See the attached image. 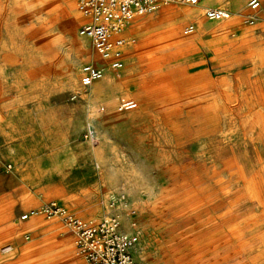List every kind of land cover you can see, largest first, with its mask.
Wrapping results in <instances>:
<instances>
[{
    "label": "rangeland",
    "instance_id": "obj_1",
    "mask_svg": "<svg viewBox=\"0 0 264 264\" xmlns=\"http://www.w3.org/2000/svg\"><path fill=\"white\" fill-rule=\"evenodd\" d=\"M19 1L24 0H0V48L3 45L6 52L10 51L8 59L0 51V264H87L78 253L73 232L60 219L40 214L43 207L53 203L76 217L96 222L114 214L110 210L123 203L134 230L129 236L136 264H198L206 258L207 249L199 253L190 249L182 235L197 223L231 211L238 213L224 221L243 226L247 242L252 241L258 233L255 224L264 221V216L259 215L260 204L248 192L250 185L233 177L232 172L245 154L246 163L259 174L253 177L252 191L264 203V74H235L215 61L208 49L195 45L183 48L178 57L184 59V65L186 59L194 58L196 66L206 73L204 83L191 87L185 79L172 80L168 87L166 82L151 84L154 78L148 73L149 62L159 58L163 50L152 45L157 39L147 35L150 32L132 30L124 69L107 70L114 81L117 76L115 88L101 94L97 89L102 80L94 84L96 92L91 93L81 86V68L87 64L105 66L101 59L95 62L99 58L91 43L83 42L84 50L74 71L75 48L62 23L55 21L48 30L54 46L45 62L41 35L36 44L18 32L20 26H28L27 11L18 10ZM72 1L79 13L77 1ZM250 1L242 7L238 25H244L245 16L257 20L264 14L261 0L263 9L258 12L250 10ZM51 2L57 10L62 5L61 0ZM237 4L231 20L241 5ZM180 9L199 14L198 9L181 5L162 10ZM148 14L135 21L147 26L159 24L161 15ZM69 17L78 34L82 16ZM201 19L207 22L202 11ZM187 26L196 28L193 22L180 23L177 31L182 37H187ZM205 39L203 42L211 38ZM236 44H229L226 51L241 42ZM246 53L239 51L236 55ZM48 65L49 72L43 71ZM194 71L189 68L185 75ZM72 72L75 76L69 78ZM147 88L155 91L154 100H144ZM205 93L211 94L216 108L212 118H206L201 101L195 99ZM167 95L176 96V102L164 101ZM113 98L117 99L114 103ZM234 98L238 101H232ZM248 98L252 103L245 104ZM122 99L137 101L138 108L132 111L136 117L127 116V109L119 111L124 106L119 105ZM91 105L101 114L113 111L109 123L96 121ZM175 105L181 112L167 116L164 109ZM171 122L183 129L179 134L184 142L178 148L173 144L176 135L168 127ZM99 147L102 159L95 153ZM194 181H198L197 186L212 188L209 193H214V198L209 196L212 204L191 211L196 202L185 201V196L196 187ZM105 195L109 196L106 205ZM31 212L39 214L23 221V216ZM121 224L126 233L122 220ZM219 226L216 228H224ZM222 237L210 247L219 251L218 259L235 250H225L220 244ZM233 261L229 264H238Z\"/></svg>",
    "mask_w": 264,
    "mask_h": 264
},
{
    "label": "bare ground",
    "instance_id": "obj_2",
    "mask_svg": "<svg viewBox=\"0 0 264 264\" xmlns=\"http://www.w3.org/2000/svg\"><path fill=\"white\" fill-rule=\"evenodd\" d=\"M54 2H51V0H35V2L34 1L33 2H30L28 0L27 1H25V0L24 1H19L17 3L18 10L20 12L27 11V13H26L27 14L26 19L28 21L27 22L28 26L25 27V28H21V26H20L18 28V32L22 33V37H24L25 39H29V40L35 41L36 44H37V41H38V39H39V37L41 35L42 42H43L42 44H44L45 51H46L45 52V55H43V58H44L45 62H48L49 61V52H51V50H52V48L54 46L53 37H51V35L48 32L49 26L53 22H55V21H58L59 23L61 22L62 23V27H63L65 33L67 32L68 36H70L71 42H72V44H73V46L75 48L76 56L74 57V59L72 61V68L74 70L77 67L78 62L80 60V58H78V57L80 55H82V53H83V50H84V43L83 42L86 39L85 38H82L79 35V33L77 34V32L75 30V24L72 21L69 20V18H70L69 16L70 15L79 16V14L81 15V13H80V11H79L78 8L77 9H78V12L79 13L75 12V5H74V3H73L72 0H61L62 5H61L60 8H58V10L55 9ZM245 2L243 4V6L245 5ZM250 3H251V1L249 2V5H250ZM30 5H32V7L31 8H27ZM159 12H160V9L156 13L159 14ZM42 14H43V16H42ZM239 14L240 15H243L241 11L239 12ZM189 15H191V13ZM192 16L195 17L196 14L195 13H192L191 17ZM245 20H246V23L249 26H254V25L255 26H258L259 20H256L254 18V16H245ZM208 21H210V20H208ZM222 21L223 20H221V21H212V22H222ZM136 23L137 22L135 21L134 22V25ZM173 26H174V24H173ZM194 28H195V26H194ZM194 31H195V29H194ZM261 36H263V35H261ZM174 38H175V40L178 39V37L176 35H174ZM86 41H88V40H86ZM258 41H262V40H258ZM14 49H16V46L15 45L12 46V50H14ZM6 50H7V47L2 45V47L0 48V51H2L3 53H6L7 55H6L5 58L8 59V56L10 54L7 53V52H10V51H7L6 52ZM228 53H231V52H228ZM94 54H96V53L94 52ZM225 55H226V53H225ZM71 56H72V54H71ZM229 56H233V53H232V55H229ZM259 57H261L260 59H264V46L262 47V51L259 54ZM98 58H99V56H98ZM95 60H97L95 62H99L100 61V58L99 59H95ZM256 60H258V59H256ZM162 61H164V60H162ZM49 70H50L49 65L48 66H45L44 69H43V71H45V72H49ZM70 76L72 78H74L75 72L70 73L69 78H70ZM45 77L48 78V74L45 73ZM102 80H104V81L99 84L100 85V88L97 89V91L101 90L102 91L101 94H102L103 92H105L107 90L111 91V90L114 89L113 86H112L114 84V79L110 75V73L108 74L106 72V74L104 75V77L101 80L97 81V82H100ZM97 82H95V83H97ZM94 84L89 88L91 93L96 92L95 90H96V86L97 85H94ZM152 97H154V96H152ZM199 97L200 96H197V97H195V99L197 101H199V100L201 101V104H202L201 110H203L202 111L203 114H205V116H207L206 118H212L213 115H214V112L216 111V108L212 104L213 103V99H211V95L204 94V95H202L201 98H199ZM203 99H205V100H203ZM116 100L117 99L113 98V100L111 102L114 103ZM90 108H91V116L96 121H98L99 123H102L103 125L109 123L112 115L114 114L113 111H111V110H109L106 114H101L100 113L101 110L99 108H97L95 105H91ZM180 110L181 109L176 108L175 106L174 107H167L165 109V114L167 116L179 114L181 112ZM126 115L127 116H130V117H133V118L136 117V114L133 113V112H126ZM209 121L207 122V124L211 123ZM179 125L176 122H171L169 124V126H168L169 129H170V131L172 133H174V135H176V138L174 140L175 143H173L175 148H178V147L182 146L183 145V142H184L182 140L180 134H179V130L182 129V128H179ZM210 126H212V125H210ZM183 128H184V126H183ZM207 131H205V132H207ZM201 133L204 135L203 132H201ZM255 140H260V139H252V141H255ZM158 141H160V140H158ZM95 153L97 154L96 156L99 159H102V157H101V155H102V149H101V147L97 148L95 150ZM246 160H247V156L244 154L240 158V162L238 160V163L239 164L235 168V170L232 172V176L235 177V178H237V179H239V180H241V181H244L245 183L247 182L250 185L249 188L251 187V189H249L248 192L250 193L251 197L253 198L252 200H254V202H257V203L260 204L259 206L261 207L262 214H259V215H261L263 217L264 216V203L252 191L253 190L252 188H253V185H254L253 177L255 175L258 176L259 174H256L255 170L248 163H246L247 162ZM194 184H195L196 187L194 189H192V190H189V193H187L186 196H185L186 197L185 201H187V202L188 201L189 202H191V201L194 202L195 201L196 202L195 205L192 206L191 211L192 210L193 211L194 210H199V208H201L202 205H204V204H207V205L208 204L209 205L212 204L211 202L213 201V199H211L210 197H213L214 198V193L213 194L212 193H209V191L212 188L203 187V186H197L198 185V181H194ZM168 185H170V183ZM109 186H111V185L109 184ZM111 198H113V197H111ZM108 199H109V196L108 195H105L104 196V200H105V203L104 204L105 205H106V202L108 201ZM112 200H118L119 201L118 198H113ZM113 207H114V205L111 208H113ZM109 213H114V214L118 215L119 218H120V220L123 221V230L128 235H132V236L134 235V230L129 226L128 208L125 207V206H123V203H120V205L118 207H116L115 209L110 210ZM236 213H238V212H232L231 211V212L224 213V215L222 217H220V218H217V217L209 218L205 222L195 224L186 234L182 235L183 240L184 241H187L186 244L188 243L187 244L188 246L191 245V248L190 249H193L194 251H196L198 253L201 251V249H203V250H205V248L207 249V252L205 254V257L206 258H203V259L198 260V264H211V263L213 264V261L215 262V264H229V263H232L233 260H234L233 262H236L238 264H247L248 262H249V264H264V221L262 220V222L260 221V222H257V224H255V229H256V231L258 233H257L256 236H254V239L252 241L247 242L246 237L244 235V233H246V232H244L246 229H243L242 230L243 226H240V224L230 225L229 224V222H230L229 220L228 221H224V220H226V218H229V217L235 215ZM219 224L222 227H224V228H219L220 227ZM227 224H229V225H227ZM217 225L219 226L218 228H216ZM221 235H224V237H222V239L220 241V244L222 242V244H223L222 246H224L225 250H227V251L228 250H231V249H235V250L232 253H228L229 251L228 252H224L225 254L226 253H228V254L226 256L224 255L222 258L218 259V255H220L219 254V251L218 252H216V250L213 251V249L210 248V247H211V244L212 243L219 241V237ZM254 254H258V255L254 256ZM216 256H217V258H216ZM246 260H248L247 263H245ZM139 261L141 263L144 262V260L142 258L140 259V257H139Z\"/></svg>",
    "mask_w": 264,
    "mask_h": 264
},
{
    "label": "built area",
    "instance_id": "obj_3",
    "mask_svg": "<svg viewBox=\"0 0 264 264\" xmlns=\"http://www.w3.org/2000/svg\"><path fill=\"white\" fill-rule=\"evenodd\" d=\"M170 5L196 7L199 0H77L83 19L78 33L91 43L94 52L105 64L104 67L87 64L81 68L82 88H90L104 77L107 70L119 72L124 68L123 50L129 43L124 33L129 22ZM249 8L255 12L261 8V4L253 0ZM205 17L210 21H221L230 19L231 14L222 9L210 8L205 11ZM193 32V26L184 30L186 35ZM127 107L129 104L121 106L119 111ZM38 214L31 212L23 216L22 220L26 221ZM40 214L47 219H60L73 232L78 253L87 264H136L132 253L133 241L122 231L118 215L111 214L97 222L85 220L55 203L43 207Z\"/></svg>",
    "mask_w": 264,
    "mask_h": 264
},
{
    "label": "crops",
    "instance_id": "obj_4",
    "mask_svg": "<svg viewBox=\"0 0 264 264\" xmlns=\"http://www.w3.org/2000/svg\"><path fill=\"white\" fill-rule=\"evenodd\" d=\"M245 1L247 4L249 0H199V5L196 7H192L188 5H181V6L190 7V9L191 8L198 9L199 14L196 15L195 17L193 16L191 17L192 13H195V11L193 10L180 9L178 11L171 12L167 10L166 11L162 10L164 7L165 8L169 7V6H163L159 8L160 9L159 15H161V17L159 18L161 20L159 24L157 23L155 24L154 22L153 26L151 25L147 26V25H144V23L141 24L140 21L139 22L136 21L137 23L134 25L135 20L146 16L148 13L144 16L136 17L131 22H129L126 28V31L124 33V37L129 42V39L133 36L131 31L134 30V32L136 31L150 32L147 35L153 34L155 38L157 39L155 41V44H152V45H156V46H159V48H162L163 53L160 55L159 58H155L151 62H149V69H150L149 72L150 73L149 72L148 73H149V76H152V78H154L151 84L154 82L155 84H162V83L165 84L166 82L167 83L166 87H168L171 85L168 82H171L172 80L174 82H181V81L183 82L185 79L186 80L184 82H187L186 83L187 86H191V87H195L193 86L194 83L195 84L198 82L204 83V81L207 80L206 73L204 71L201 72V70L196 66L195 59L194 58H191L188 60L186 59L185 61L186 62L188 61V62L186 65H184V59L178 57L183 48H190L195 45L197 46L199 45L201 47H205L206 49H208L211 52V56L214 58L215 61L220 63L221 66L226 69H232L235 72V74H243L246 76H251L253 73H258L262 75L264 74V59H260L261 57H259V54L261 53L262 47L264 46V42L262 40L264 36V26H263L264 25L263 23L264 14H262V16L260 17L258 16L257 20H259L260 24L257 27L255 25L249 26L246 23V20H244L245 22L244 25H238L239 17L241 16L239 12L241 11V8L243 7V4ZM261 1L264 4V0H261ZM233 2L236 3V5H239L237 3H241L236 13V16L233 17V20H231L232 16L230 19L223 20L222 22H212V21H208L207 19H206L207 20L206 22L201 19V11L203 13V16L205 17V11L210 8L222 9V10L229 12L232 15L231 11H234ZM263 7L261 6V8L258 11H262ZM159 9L154 12L156 13L157 11H159ZM258 11H255V12H258ZM190 13L191 15H189ZM186 22L195 23L196 28H194L195 31L192 34L187 35V37L185 36L182 37L177 31V26L180 23H186ZM212 23H216V24L220 23L221 25L216 26V25H212ZM174 35L178 37L177 40H175ZM207 37H210L211 39L207 42H203L204 41L203 39ZM258 40H262V41H258ZM240 42L241 44L238 46L237 44H239ZM231 43H237L236 45L238 47L235 48L236 50L234 49L231 51L230 50L226 51V49L229 48L230 46L229 44ZM128 47H129V44L123 50L124 66L126 65V56H127L126 54H127ZM239 51L241 52L247 51V53L245 56H237L236 53ZM228 52H231V54L233 53L236 56H232V59H229L230 53ZM238 63L242 65H238ZM189 68H191V70L193 69L195 70L193 73H191L190 76L185 75L186 70ZM116 81H117V76L115 77L114 84L112 85L113 88H115L116 86ZM147 89L148 90H146L143 93L144 100L145 101L154 100V97L152 96L156 95L155 91L149 90V88ZM205 94L211 95L210 93H205ZM237 99L238 98L236 99L234 98L232 99V101L237 102ZM163 100L167 102L168 101L176 102L177 97L173 95H167L165 98H163ZM248 103H252V100L249 98L246 100L245 104H248ZM126 104H129V107L125 108L127 109L126 112H132V111L137 110L138 108V103L136 100H133V99L119 100V105H126ZM171 107H174V106H171ZM175 107L181 109V107L177 105H175Z\"/></svg>",
    "mask_w": 264,
    "mask_h": 264
}]
</instances>
